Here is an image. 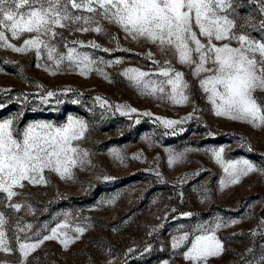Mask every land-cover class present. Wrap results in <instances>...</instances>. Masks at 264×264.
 Instances as JSON below:
<instances>
[{"label":"rangeland","instance_id":"rangeland-1","mask_svg":"<svg viewBox=\"0 0 264 264\" xmlns=\"http://www.w3.org/2000/svg\"><path fill=\"white\" fill-rule=\"evenodd\" d=\"M262 6L264 0H231L223 14L234 20L237 35L264 41ZM96 19L101 32L76 30L96 24L66 22V27L55 29L54 38L44 37L55 47L54 56H66L69 48L87 54L95 63L84 75L66 59L57 67L44 50L37 58L34 51L0 47V121L15 117L14 126L20 130L40 121L61 126L70 117L87 125L84 136L73 141L87 153V162L72 169L71 179L45 170L46 183L24 181L11 200L0 194L5 233L16 249L0 251V262L193 264L184 257L191 241L214 230L223 251L200 264H264V126L217 116L199 83L203 73L194 76L192 67L179 63L171 50L162 52L157 44L133 39L115 23ZM6 36L17 46L28 38ZM198 38L207 43L205 37ZM213 42L239 47L237 40ZM154 60H168L184 73L187 102L175 104L167 96L150 95L123 75L128 68L156 73L159 65ZM255 96L264 102V91ZM157 117L180 123L166 128ZM221 148L225 164L248 160L257 171L222 187L228 175L212 151ZM172 155L179 159L169 164ZM13 203L20 209L8 206ZM60 224L67 225L61 232L72 238L67 247L60 242L62 235L43 240ZM76 227L84 231L77 233ZM185 233L187 239L173 247ZM16 236L43 243L21 257Z\"/></svg>","mask_w":264,"mask_h":264},{"label":"snow or ice","instance_id":"snow-or-ice-1","mask_svg":"<svg viewBox=\"0 0 264 264\" xmlns=\"http://www.w3.org/2000/svg\"><path fill=\"white\" fill-rule=\"evenodd\" d=\"M229 8L231 0H0V47L18 53L34 51L37 58H40L44 50L49 60H55L57 67L66 59L70 65L80 68V74L84 75L92 70L90 65L95 63L87 54L69 48L66 56H54L55 47L50 46L44 37L54 38L57 35L55 29L66 27V22L96 24L95 28L76 30L101 32L103 29L96 18L106 19L121 27L133 39H147L157 44L162 52L171 50L179 63L192 67L194 76L199 77L203 73L199 83L203 91L209 94L208 99L217 116L245 121L254 127L264 126V102L255 96L257 91H264V41L252 40L246 34L237 35L234 20L223 14ZM261 12L264 13V6ZM260 26L264 28V21ZM6 33L15 39L25 34L28 38L17 46L9 42ZM198 37H205L207 43H202ZM224 40H237L239 47H232L229 43L217 46L213 42ZM93 47L98 45L93 44ZM153 63L159 65L156 73L128 68L123 75L134 86L146 90L150 95L160 94L161 99L167 96L175 104L187 102L185 90L188 83L184 73L173 68L168 60L162 64L155 60ZM209 64L212 66L208 67ZM153 75L163 79L152 80ZM48 95L53 93L49 92ZM130 111L135 112L136 109ZM157 119L166 128H173L180 123L159 117ZM15 123V117L0 121V194H6L8 200L18 195L14 189L23 188L24 181L31 184L46 183L43 175L45 170L55 172L61 178L71 179L72 169L87 162V153H82L73 145V141L84 136L87 125L83 120L70 117L61 126L43 121L32 122L23 130L15 127ZM212 151L215 160L228 175L227 181L221 182L222 187L238 183L241 176L257 171L256 166L248 160L229 161L225 164L222 148ZM115 156L123 159L118 152ZM178 159V155H172L169 164ZM8 206L16 210L21 207L19 203ZM6 223L4 214L0 212V251L11 253L16 249L6 236ZM26 227L30 228L31 225ZM66 227V224H60L51 228V235L44 236L43 240L56 239L62 235L64 238L60 242L67 247L72 238L66 232H61ZM216 227L221 225L217 224ZM19 230L24 231V228ZM75 231L82 233L84 229L76 227ZM213 233L214 230L196 236L189 250L184 253L185 259L200 264L209 256L219 255L223 245ZM187 236L185 233L179 237L173 247H178ZM14 239L21 257L25 258L43 243L39 239L30 242V236H16ZM22 239L24 242H21Z\"/></svg>","mask_w":264,"mask_h":264}]
</instances>
